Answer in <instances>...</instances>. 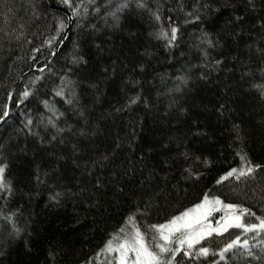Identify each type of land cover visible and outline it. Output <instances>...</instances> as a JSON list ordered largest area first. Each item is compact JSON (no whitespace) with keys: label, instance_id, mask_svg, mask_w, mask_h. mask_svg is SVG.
Listing matches in <instances>:
<instances>
[{"label":"trees","instance_id":"16d2710c","mask_svg":"<svg viewBox=\"0 0 264 264\" xmlns=\"http://www.w3.org/2000/svg\"><path fill=\"white\" fill-rule=\"evenodd\" d=\"M53 6L74 19L56 54ZM13 89L0 264H100L121 228L152 234L205 194L264 219V0H0V120ZM185 250L171 264H264V229Z\"/></svg>","mask_w":264,"mask_h":264},{"label":"snow or ice","instance_id":"6c2138e0","mask_svg":"<svg viewBox=\"0 0 264 264\" xmlns=\"http://www.w3.org/2000/svg\"><path fill=\"white\" fill-rule=\"evenodd\" d=\"M65 4L69 3V0H63ZM142 6V5H141ZM159 18V17H157ZM63 28V24L60 25ZM177 29L173 27L171 29V39L169 43L175 41ZM167 36V33H163ZM25 97L29 95L27 91L23 93ZM57 95H61L60 92ZM4 115H7L5 111ZM242 160L245 157H241ZM259 167V166H256ZM3 168L0 167V173L3 172ZM254 171L253 167H248L247 172L243 169L238 170L236 168L231 169L224 176L217 181L219 184L221 181L228 179L235 175V178L239 180L242 176L246 174H251ZM238 173V174H237ZM222 205L224 209L229 210L225 212L222 221H216V226L213 227L212 222L209 220V217L212 216L214 212H219L221 210L220 206ZM237 205L233 204H223L219 198H214L209 200L207 194H205L203 201L196 204L193 208L187 209L184 212L180 213L178 216L172 217L169 221L164 224H153L150 226L159 237V240L163 243H156L155 247L159 251H155L146 243L145 235L141 233L138 227L135 228V231L128 235L125 233L124 237L114 236L113 239L109 240L106 244V249L109 252L119 253L118 264H129V253L134 254V259L131 261V264H171V260L175 257V253L180 251L182 248H185V256H192V249L201 241L211 237L213 233L217 235H222L224 232L228 231L231 227L243 228L245 232L253 231L257 227L264 228V219L257 217L260 220L259 225L246 226L240 222V217L244 213H248V209H241L240 213H236ZM254 215V213L252 214ZM131 219V218H130ZM124 229L121 228L120 232L124 233ZM156 239V236L153 237V240ZM118 241V243L113 244V241ZM239 243V237L236 240L228 243L220 251V257L223 259L224 253L229 249L234 248ZM247 240L243 244L247 245ZM172 245H179V247H173ZM171 254V257L166 258L165 254ZM209 254L208 247H200L197 256H207Z\"/></svg>","mask_w":264,"mask_h":264},{"label":"rangeland","instance_id":"374dc122","mask_svg":"<svg viewBox=\"0 0 264 264\" xmlns=\"http://www.w3.org/2000/svg\"><path fill=\"white\" fill-rule=\"evenodd\" d=\"M214 198H210L209 197V200L211 201V200H213ZM219 200H221V199H219ZM203 201V200H202ZM202 201H200L199 203H201ZM222 201V200H221ZM223 202V201H222ZM198 204V203H197ZM223 204H230V203H224L223 202ZM195 206V205H194ZM193 206V207H194ZM193 207H191V208H193ZM218 207H220L221 208V210L219 211V212H214L213 214H212V216L211 217H209V220L212 222V224H213V227H215L216 226V221H222V217H224V215H225V212L226 211H229V210H226V209H224L223 208V206L222 205H220V206H218ZM236 211V210H235ZM184 212V211H183ZM182 213V212H181ZM236 213L237 214H239L237 211H236ZM178 215H180V214H177L176 216H178ZM169 221V220H168ZM167 221H165V222H163V223H161V224H164V223H166ZM240 222L242 223V218L240 217ZM136 227H138L137 225H135L134 223H132V224H129V225H127L126 226V228H125V232H124V234L122 235V236H120L121 238H123L124 237V235H125V233H127L128 235H131L134 231H135V228ZM139 228V227H138ZM257 228H259V227H257ZM260 229V228H259ZM262 229H264V228H262ZM139 230L141 231V233H143L144 235H145V241H146V243L150 246V248H152L153 250H155V251H159V249H157L156 247H155V244L156 243H163V241H161V240H159V237H158V234L156 233V232H154V233H149V234H146L141 228H139ZM151 234V235H150ZM154 236H156V239L155 240H153V237ZM116 243H118V241H113V244H114V246H115V244ZM173 247H179V245H172ZM186 247V246H185ZM182 250V249H181ZM180 250V251H181ZM179 252V251H178ZM178 252H176V253H178ZM175 253V254H176ZM165 256H166V258H168V257H171V254L170 253H168V254H165ZM118 259H119V253H117V252H109L107 249H106V246H105V248L103 249V251H102V254L99 256V258H98V263H100V264H103V263H106V264H118ZM134 259V254L133 253H129V264H131V261ZM103 262V263H102Z\"/></svg>","mask_w":264,"mask_h":264},{"label":"water","instance_id":"95a60500","mask_svg":"<svg viewBox=\"0 0 264 264\" xmlns=\"http://www.w3.org/2000/svg\"><path fill=\"white\" fill-rule=\"evenodd\" d=\"M54 8H56V9H58V10H61V11H63L66 15H67V17H68V25H67V27H66V29H65V31H64V34H63V37H62V39L60 40V42H59V44L57 45V47H56V49H55V51H54V54H56L60 49H61V47L63 46V44H64V42L66 41V39H67V37H68V34H69V31H70V28H71V26H72V24H73V13L69 10V9H67V8H65V7H56V6H53ZM43 69V67L42 68H33V69H31V70H29L27 73H25V75L24 76H27V75H29L30 73H32V72H34V71H36V70H42ZM23 76V77H24ZM22 77V78H23ZM22 78L17 82V84H19L20 82H21V80H22ZM16 84V85H17ZM15 88V87H14ZM13 91H14V89L10 92V94H9V97H8V101H7V104H6V109H5V111L7 112V115L5 116V115H3V117H2V119L0 120V123L8 116V112H9V104H10V100H11V97H12V94H13Z\"/></svg>","mask_w":264,"mask_h":264}]
</instances>
